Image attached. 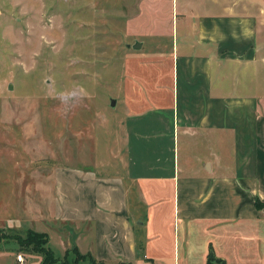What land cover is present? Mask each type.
I'll use <instances>...</instances> for the list:
<instances>
[{"label": "crops", "instance_id": "crops-1", "mask_svg": "<svg viewBox=\"0 0 264 264\" xmlns=\"http://www.w3.org/2000/svg\"><path fill=\"white\" fill-rule=\"evenodd\" d=\"M214 2L226 22L199 16L189 25L182 4L181 37L158 55L168 67L151 86L126 89L129 162L107 172L39 166L23 202L30 229L60 225L65 250L102 262L206 264L209 246L225 264L264 261V207L255 205L264 203V97L254 94L257 22L249 21L264 4Z\"/></svg>", "mask_w": 264, "mask_h": 264}, {"label": "rangeland", "instance_id": "rangeland-1", "mask_svg": "<svg viewBox=\"0 0 264 264\" xmlns=\"http://www.w3.org/2000/svg\"><path fill=\"white\" fill-rule=\"evenodd\" d=\"M182 4L189 25L199 16L226 22L214 0H0V264H15L18 253L24 264H41L42 254L20 242L30 229L23 214L26 186L39 166L107 172L120 169L125 158L129 162L126 89L152 85L168 67L158 55L171 52L181 37ZM256 13V20L249 19L257 22L254 94L264 97V60H258L264 55V10ZM232 29L226 27V34ZM57 229L48 231L46 244L59 260L55 264H92L70 251L65 259L62 239L67 243L69 235Z\"/></svg>", "mask_w": 264, "mask_h": 264}, {"label": "trees", "instance_id": "trees-1", "mask_svg": "<svg viewBox=\"0 0 264 264\" xmlns=\"http://www.w3.org/2000/svg\"><path fill=\"white\" fill-rule=\"evenodd\" d=\"M255 205L258 209L264 207V203L260 202L259 199L255 201ZM48 240L49 236L47 233L29 229L26 236L22 238L20 242L22 243L21 246L28 249L29 252L35 251L42 254L41 264H55L59 260L55 258L50 247L46 246ZM136 248L138 254L143 256V241L139 238L136 239ZM69 251L75 255V260L88 259L92 264H102V261H97L90 255V253H80L76 246H72L70 249L68 248V250H66L65 259L67 258V253ZM62 264H69V262L67 260H63ZM206 264H225V260L217 257L213 248L209 246Z\"/></svg>", "mask_w": 264, "mask_h": 264}, {"label": "built area", "instance_id": "built-area-1", "mask_svg": "<svg viewBox=\"0 0 264 264\" xmlns=\"http://www.w3.org/2000/svg\"><path fill=\"white\" fill-rule=\"evenodd\" d=\"M16 262L18 264H24L25 263V258L23 257V255L21 253H18L16 255Z\"/></svg>", "mask_w": 264, "mask_h": 264}, {"label": "water", "instance_id": "water-1", "mask_svg": "<svg viewBox=\"0 0 264 264\" xmlns=\"http://www.w3.org/2000/svg\"><path fill=\"white\" fill-rule=\"evenodd\" d=\"M139 45H140L139 42H136V43L132 46V48H133V49H137V48H139ZM9 87L11 88V85H10ZM111 103H112L111 105L113 106L114 103H115V100H112ZM140 223H141V222H140Z\"/></svg>", "mask_w": 264, "mask_h": 264}]
</instances>
